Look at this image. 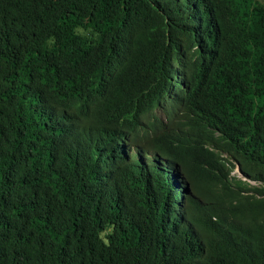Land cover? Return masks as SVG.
<instances>
[{
	"label": "trees",
	"instance_id": "16d2710c",
	"mask_svg": "<svg viewBox=\"0 0 264 264\" xmlns=\"http://www.w3.org/2000/svg\"><path fill=\"white\" fill-rule=\"evenodd\" d=\"M0 264H264V0H0Z\"/></svg>",
	"mask_w": 264,
	"mask_h": 264
},
{
	"label": "clouds",
	"instance_id": "9594fccd",
	"mask_svg": "<svg viewBox=\"0 0 264 264\" xmlns=\"http://www.w3.org/2000/svg\"><path fill=\"white\" fill-rule=\"evenodd\" d=\"M73 31H74V33L76 35H78V36H80L82 38L93 39V38H98L99 37V33H95L93 29H91V28L85 29V28H83V27H81L79 25H77L73 29ZM48 43H49V45L54 44L55 43L54 37H49L48 38ZM235 168L238 169V166H236ZM251 182H253V181H251ZM114 229H115L114 225H108V226L105 227V229L103 231H101L99 233V239L101 240V242L103 243V245L105 247H109L111 245V241H110L109 237L112 234H114Z\"/></svg>",
	"mask_w": 264,
	"mask_h": 264
},
{
	"label": "rangeland",
	"instance_id": "374dc122",
	"mask_svg": "<svg viewBox=\"0 0 264 264\" xmlns=\"http://www.w3.org/2000/svg\"><path fill=\"white\" fill-rule=\"evenodd\" d=\"M156 113H157V115H158L159 117H161L162 119L164 118V117H163V114H162L159 110H158ZM232 175L240 176L239 173H238V171H237V168H234V170L232 171ZM251 183H253V182H251Z\"/></svg>",
	"mask_w": 264,
	"mask_h": 264
},
{
	"label": "bare ground",
	"instance_id": "6f19581e",
	"mask_svg": "<svg viewBox=\"0 0 264 264\" xmlns=\"http://www.w3.org/2000/svg\"><path fill=\"white\" fill-rule=\"evenodd\" d=\"M210 94V93H209ZM179 95V94H178ZM211 95V94H210ZM209 95V96H210ZM105 100V99H104ZM209 101V100H208ZM106 102V101H105ZM144 103V102H143ZM210 103H212V102H210ZM209 107V106H208ZM142 108H143V106H142ZM143 117V116H142ZM150 118V117H149ZM156 123V122H155ZM159 124H160V122H158ZM166 125V124H165ZM157 127V126H156ZM151 128V127H150ZM155 128V127H154ZM161 128V127H160ZM116 129V128H115ZM154 132V131H153ZM119 136V135H118ZM110 141V140H109ZM144 150V149H143ZM176 157V156H175ZM185 164H187L186 162H185ZM187 177V176H186ZM115 215V214H114ZM87 216V215H86ZM96 218V217H95ZM98 220V219H97Z\"/></svg>",
	"mask_w": 264,
	"mask_h": 264
},
{
	"label": "water",
	"instance_id": "95a60500",
	"mask_svg": "<svg viewBox=\"0 0 264 264\" xmlns=\"http://www.w3.org/2000/svg\"><path fill=\"white\" fill-rule=\"evenodd\" d=\"M238 170V169H237Z\"/></svg>",
	"mask_w": 264,
	"mask_h": 264
}]
</instances>
